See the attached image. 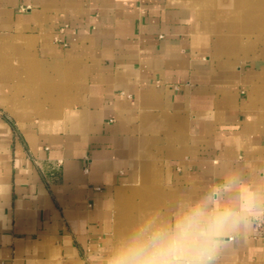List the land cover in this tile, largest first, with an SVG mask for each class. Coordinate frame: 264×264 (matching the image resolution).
<instances>
[{
    "label": "crops",
    "instance_id": "1",
    "mask_svg": "<svg viewBox=\"0 0 264 264\" xmlns=\"http://www.w3.org/2000/svg\"><path fill=\"white\" fill-rule=\"evenodd\" d=\"M210 4L0 0V264L99 261L233 173L264 201V37L247 54ZM261 220L219 264H264Z\"/></svg>",
    "mask_w": 264,
    "mask_h": 264
},
{
    "label": "clouds",
    "instance_id": "2",
    "mask_svg": "<svg viewBox=\"0 0 264 264\" xmlns=\"http://www.w3.org/2000/svg\"><path fill=\"white\" fill-rule=\"evenodd\" d=\"M242 183L233 173L198 198L181 197L167 210H150L99 261L87 257L83 264H219L230 244L249 235L264 216V201L255 192L228 197Z\"/></svg>",
    "mask_w": 264,
    "mask_h": 264
},
{
    "label": "rangeland",
    "instance_id": "3",
    "mask_svg": "<svg viewBox=\"0 0 264 264\" xmlns=\"http://www.w3.org/2000/svg\"><path fill=\"white\" fill-rule=\"evenodd\" d=\"M198 2L205 5L211 3L209 6L215 8L217 5L220 7L225 5L230 8V11L214 12L216 22L222 26L221 30L227 38H230L231 41L241 42L246 47L247 54L264 37V0H198ZM209 14L210 12L204 13V21L208 19L207 15ZM38 80L42 83L45 78L40 76ZM59 83H63V77H59ZM21 93L28 97V92L23 91ZM48 94L50 92L39 91L40 103H46ZM55 94L57 95L56 100H60V95L58 96L57 92ZM140 220L138 217L135 218L134 227Z\"/></svg>",
    "mask_w": 264,
    "mask_h": 264
},
{
    "label": "built area",
    "instance_id": "4",
    "mask_svg": "<svg viewBox=\"0 0 264 264\" xmlns=\"http://www.w3.org/2000/svg\"><path fill=\"white\" fill-rule=\"evenodd\" d=\"M256 227L258 228L259 231L264 232V220L258 221L256 223Z\"/></svg>",
    "mask_w": 264,
    "mask_h": 264
},
{
    "label": "bare ground",
    "instance_id": "5",
    "mask_svg": "<svg viewBox=\"0 0 264 264\" xmlns=\"http://www.w3.org/2000/svg\"><path fill=\"white\" fill-rule=\"evenodd\" d=\"M28 43H30V42H28Z\"/></svg>",
    "mask_w": 264,
    "mask_h": 264
}]
</instances>
